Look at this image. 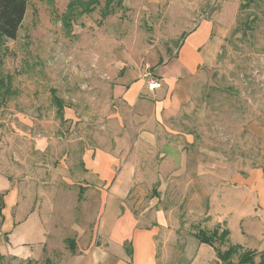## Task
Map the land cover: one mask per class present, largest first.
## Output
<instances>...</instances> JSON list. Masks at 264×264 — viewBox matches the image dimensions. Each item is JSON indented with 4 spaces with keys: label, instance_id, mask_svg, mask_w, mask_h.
Here are the masks:
<instances>
[{
    "label": "rangeland",
    "instance_id": "1",
    "mask_svg": "<svg viewBox=\"0 0 264 264\" xmlns=\"http://www.w3.org/2000/svg\"><path fill=\"white\" fill-rule=\"evenodd\" d=\"M90 1L28 0L17 39L0 37V82L4 84L3 88L0 84V264H83L78 255L67 249L62 255L58 249V255L46 260L44 249L38 245H20L38 240L36 222L16 225L12 244L7 246L5 233L11 232L14 224L7 218V210L2 224L5 188L15 187L21 204L28 197L31 181L35 184L33 190H37L40 184L63 183L62 178L67 177L51 175L44 181L45 171L70 170L75 182H86L82 159L85 150L115 147V140L124 136V127H130L133 121L131 107L122 97H115V90L142 80L141 94L148 96L146 91L150 89L144 75L150 71L155 79L159 77L158 70L175 57L173 53L183 35L187 37L203 23L211 32L202 52L207 66L199 70L192 85V103L197 113L188 121L195 139L188 151L189 158L200 160L205 169L207 174L202 177L206 184L202 187L192 174L185 175L190 186L171 195L174 213L165 201L156 205V193L151 191L156 180H166L165 175L150 179L146 186L149 192L133 190L127 199L130 205L140 206L138 212L147 213L146 226L155 222L158 210L163 211L167 223L160 231V245L166 248L164 264L189 263L196 250L190 245L187 255L182 256L186 236L214 229L229 231L228 241L217 243L218 249L224 252L229 246L240 248L232 262L237 263L243 252L254 251V264H261L264 0H125V10L106 19L102 16L104 0H99L90 14L81 9ZM72 3H77L73 11ZM54 99L65 104L64 122L58 116ZM40 142L48 144L46 150L39 149L43 148ZM132 151L127 146L123 149L126 156ZM153 158L143 155L146 163L155 166V154ZM119 159L122 154L117 155L115 169L126 167L120 174L115 172V180L108 184V202L116 194L111 186L132 185L136 177L134 160L142 162L135 154L125 161ZM139 172L138 177L140 168ZM88 176L97 183L98 176ZM86 196L87 192L80 191L77 195L78 213L85 222L78 229L90 228L92 232L101 225V218L110 214L112 206H102L103 198L95 193H88V198H99L96 202ZM7 198L9 205L11 195ZM183 199L190 200L188 212L183 211L185 204L180 206ZM197 202L204 207L197 208ZM182 218L187 222L182 223ZM72 235L73 231L64 236ZM195 264L210 261L205 253H199Z\"/></svg>",
    "mask_w": 264,
    "mask_h": 264
},
{
    "label": "crops",
    "instance_id": "2",
    "mask_svg": "<svg viewBox=\"0 0 264 264\" xmlns=\"http://www.w3.org/2000/svg\"><path fill=\"white\" fill-rule=\"evenodd\" d=\"M201 25L203 27L195 28L187 37L183 35V41L180 43L178 50L173 53L175 57L168 62L169 64H166L167 60L164 61L166 65L158 70L159 77L156 79L162 83V88L156 91H146L148 96H143L141 94L144 90L141 85L143 81L138 80L133 84H127L125 87L119 88L118 92L115 90V97H122L127 105L131 107L133 121L130 127H124L125 134L115 140V147L85 150L82 159L87 178L86 182H75V179H72L70 170H53L55 173L45 171L46 180L43 179L44 181H47V177L51 175L67 177L62 178L63 183L54 185L47 182L43 183V186L40 184L37 190H33L35 184L31 181L32 187L29 185L26 192L28 197L24 198L21 204L18 203V190L11 185L5 188L6 196L4 198L2 224L6 219V215L14 224L12 231L5 233L8 237L7 246L12 244L11 234L16 225L28 226L36 222L39 233L38 240L20 245L28 247L38 245L44 249L42 254L47 256L46 260L50 256L58 255V249L61 251V255L67 249L73 255H78L83 264L166 263V248L161 246L163 243L161 242L162 235L160 233L163 226H167L163 211L158 210L157 215L154 217L155 222L153 221L154 223L150 226H146L149 222L147 213L138 212L140 206L130 205L127 197L133 190L142 193L149 192L146 186L149 185L150 179L165 175V181L154 178V181H156L151 186V191L156 193V195L154 194L156 205L165 201V206L169 205L170 212L174 213L175 207H173L174 201L171 195L186 191L187 186H190V181L183 178L185 175L192 174L193 177L197 178L196 183L202 187L206 184L204 177H202L207 174L205 169L202 167L200 160L189 158L188 151L195 143L193 135L189 132L188 121L190 116L193 117L192 115L195 116V113H197L192 103V85L196 81L199 70H202L203 66H207V60L202 52L206 48L211 32L208 25L204 23ZM45 144L40 142L39 146L41 145L43 148L39 149L46 150L48 144ZM112 144H114V141H112ZM131 144H133V147H131ZM125 146L133 150L127 156L123 152ZM118 154H122V159L119 160L125 161L132 154H135L142 162L139 164L134 160L135 169L133 171L132 168L131 171L135 173L136 177L132 185L118 184L111 186L115 189L116 194L113 196L112 201L108 202V199H110L106 192L110 189L108 184L116 176L115 172L120 171V174L122 169L126 167L123 166L121 170L115 169ZM142 154L148 157L151 155L152 159H154L155 154L156 165L146 163ZM191 164L192 168H190ZM148 167L153 170L151 172L143 170ZM139 168L142 170L140 177L137 176L140 173ZM88 175L98 176L96 177L97 183L91 182ZM110 175H112L111 179H109ZM201 177L202 181L200 180ZM79 191L80 193L87 192L86 198L92 201L95 200V202L97 199L103 198L102 206H108V204L112 206L110 214L105 219L102 217L101 225L99 228L95 226L92 232L87 226L86 230L78 229L79 224L85 223L82 215L78 213L77 195ZM100 191L102 193L98 194ZM88 193H95L99 198H88ZM158 193L162 194L158 195ZM10 195L9 207L7 196ZM87 199L84 202L85 204H87ZM189 203L190 200H181V208L185 204L183 211L188 212L190 209ZM203 207L204 204L197 202V208L202 209ZM88 209L85 211H88ZM85 214L87 212H84ZM181 222L186 223L187 221H183L182 218ZM88 223L90 224V222ZM64 228L67 230L65 233L73 231V235L65 237ZM185 239L183 252H181L182 256L187 255L190 245H192L191 248L196 250V256L186 264H195L199 253H205L210 264H216L215 261L213 262L214 259L219 261L214 248L208 244L200 243L195 238V234L194 236L187 235ZM70 241L74 242L73 246L70 245ZM181 262H184L183 258Z\"/></svg>",
    "mask_w": 264,
    "mask_h": 264
},
{
    "label": "trees",
    "instance_id": "3",
    "mask_svg": "<svg viewBox=\"0 0 264 264\" xmlns=\"http://www.w3.org/2000/svg\"><path fill=\"white\" fill-rule=\"evenodd\" d=\"M105 7L102 12L103 19L109 16L115 15L122 10H125V0H104ZM100 4L99 0H92L88 3V6H81L84 11L91 13L94 11L95 5ZM77 3H72L70 10L77 9ZM28 8V0H0V37L3 36L10 40H16L18 37L19 30L24 22L26 12ZM83 10V9H82ZM1 88L4 84L0 82ZM6 85V82H5ZM9 85H6L8 87ZM55 105L57 106L58 116L62 122H64V108L65 104L62 100L54 99ZM3 204H1V208ZM229 231L225 230L220 232L219 229L212 231L200 230L195 234V238L202 244H208L213 247L216 251L217 258L222 263L227 264H254L255 255L254 251H245L240 254L238 262H232L234 256L240 253L238 245L229 246L224 252L216 247L217 243L220 245L225 244L228 241ZM70 245H74L73 241H70ZM48 262V261H47ZM49 264V263H47ZM264 264V260L261 262Z\"/></svg>",
    "mask_w": 264,
    "mask_h": 264
},
{
    "label": "built area",
    "instance_id": "4",
    "mask_svg": "<svg viewBox=\"0 0 264 264\" xmlns=\"http://www.w3.org/2000/svg\"><path fill=\"white\" fill-rule=\"evenodd\" d=\"M144 79L147 83V85L149 86L150 90H155L161 87V83L154 78V75L148 71L145 75H144Z\"/></svg>",
    "mask_w": 264,
    "mask_h": 264
}]
</instances>
